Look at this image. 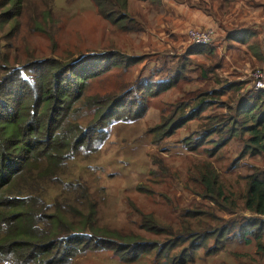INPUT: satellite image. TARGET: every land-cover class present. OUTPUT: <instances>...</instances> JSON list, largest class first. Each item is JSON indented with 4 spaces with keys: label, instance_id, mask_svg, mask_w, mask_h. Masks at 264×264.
Wrapping results in <instances>:
<instances>
[{
    "label": "rangeland",
    "instance_id": "374dc122",
    "mask_svg": "<svg viewBox=\"0 0 264 264\" xmlns=\"http://www.w3.org/2000/svg\"><path fill=\"white\" fill-rule=\"evenodd\" d=\"M163 1L129 0L141 30L126 31L92 0H21L17 8L0 0V81L24 70L32 77L43 61L100 60L77 102L79 121L92 118L87 103L111 105L113 114L40 195L49 214L74 222L93 210L92 225L132 242L122 252L87 249L66 264H264V230L259 248L243 233L252 217L264 220L243 202L247 176L264 172L246 131L255 118L243 114L257 93L251 73L264 67L249 47L258 42L264 52V0H165L168 10ZM171 2L186 10L177 14ZM203 15L216 35L193 45L186 21ZM107 54L118 64L102 72ZM213 127L220 131L209 134ZM211 170L214 190L204 180Z\"/></svg>",
    "mask_w": 264,
    "mask_h": 264
},
{
    "label": "trees",
    "instance_id": "16d2710c",
    "mask_svg": "<svg viewBox=\"0 0 264 264\" xmlns=\"http://www.w3.org/2000/svg\"><path fill=\"white\" fill-rule=\"evenodd\" d=\"M8 1H12V8L21 5V0ZM128 1L92 0L98 14L110 24L126 31L141 30L138 21L126 11ZM13 14H19V10ZM249 47L264 58L258 42ZM112 54L101 57L106 61L102 72L118 64L111 58ZM97 57L88 55L65 64L43 61V69L32 77L24 70L14 77L6 75L0 81V263L66 264L87 249L122 252L129 248L125 244L132 242L122 241L130 235L92 225L93 210L74 222L66 221L60 214H49V204L40 195L48 182L59 181L56 174L64 162L83 146H89L101 122L113 114L111 105L87 103L92 118L85 126L79 121L82 110L77 102L89 79L100 73L94 65L100 62ZM254 91L257 93L247 99L252 101H247L243 114L248 119L255 118L246 131L251 135L253 152L264 155V111L260 109L264 105V90ZM89 101L93 100L89 98ZM203 102L200 98L197 105L202 106ZM219 131L213 127L208 132ZM204 180L208 189L214 190L217 175L212 170ZM80 188L87 192L84 186ZM217 193H222L220 187ZM243 202L246 210L264 215V172L247 176ZM250 226L243 233H252L259 248L264 220L252 217ZM245 242L250 239L246 238Z\"/></svg>",
    "mask_w": 264,
    "mask_h": 264
},
{
    "label": "built area",
    "instance_id": "2783aa9c",
    "mask_svg": "<svg viewBox=\"0 0 264 264\" xmlns=\"http://www.w3.org/2000/svg\"><path fill=\"white\" fill-rule=\"evenodd\" d=\"M188 40L193 45H208L216 35L214 26L198 28L195 26L186 29ZM252 82L255 89L264 90V67L255 68L251 73Z\"/></svg>",
    "mask_w": 264,
    "mask_h": 264
},
{
    "label": "crops",
    "instance_id": "0c3cea01",
    "mask_svg": "<svg viewBox=\"0 0 264 264\" xmlns=\"http://www.w3.org/2000/svg\"><path fill=\"white\" fill-rule=\"evenodd\" d=\"M172 2H171L172 5H168L167 7L171 10H173L174 8H177L176 9L177 14H182L186 10L187 6H185L184 4H182L183 6H181V7H176V5H174V3H172ZM164 6H165V0L163 1V7ZM165 9H167V8L164 7V10ZM203 16H204V18H200L196 22H194L195 20H193V19L190 21L187 20L186 22H189L188 24L191 25V27H192V22H193V26H199V27L214 26V21H212V18L210 16H208V15H203Z\"/></svg>",
    "mask_w": 264,
    "mask_h": 264
}]
</instances>
